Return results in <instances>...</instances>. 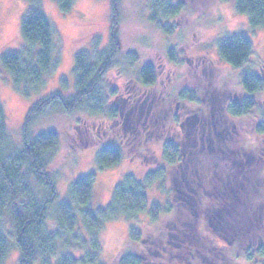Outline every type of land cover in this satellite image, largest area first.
Masks as SVG:
<instances>
[{"label": "rangeland", "instance_id": "obj_1", "mask_svg": "<svg viewBox=\"0 0 264 264\" xmlns=\"http://www.w3.org/2000/svg\"><path fill=\"white\" fill-rule=\"evenodd\" d=\"M172 1L181 2L185 10L168 22L172 30L168 35L149 21L147 0L120 1L118 67L108 72L106 80L108 89L115 91L109 107L116 108L120 115L114 122L84 110L60 113L51 108L32 121L28 132L30 137L45 131L58 135V146L50 154L48 166L55 178V204L73 205L70 184L87 173L95 176L92 210L103 209L114 186L128 174L144 185L146 212L131 220L120 215L105 222L99 231L100 264L113 262L125 246L131 227L141 230L143 237L150 231L153 224L148 214L153 204L172 208L169 216L162 215V231L169 230L185 240L193 233L199 239V228L200 238L206 242L200 243L203 249L196 253L200 264H252L243 259L242 253L254 255L264 247V136L258 138L254 131L258 123L264 122V90L252 95L255 106L242 118H230L227 107L247 96L240 85L243 73L251 72L264 79V31L250 28L247 17L235 11L232 0ZM38 4L52 29L55 68L43 74L41 85L27 88V94L26 82L16 89L12 76L0 64V105L6 113L9 137L18 147L22 145V128L32 105L53 92L74 94V56L95 53L109 43L110 0H75L67 13H61L54 0H39ZM26 8L24 0H0V57L18 54L23 66L37 53L36 49L27 50L19 33ZM233 34L248 37L252 45L248 62L240 70L226 65L217 50L218 43ZM129 53L137 58L132 66L125 61ZM143 65H150L155 73V82L149 89L143 88L139 80ZM184 89L195 92L200 107L179 101L177 96ZM143 97L152 100L148 118L145 106L137 116L138 104L130 100L136 98L139 103ZM174 115L182 129L171 132L186 139L187 166H174L161 181L146 184V172L156 169L161 158L159 126ZM83 124L92 129L93 137L95 127L105 130L110 136L107 141L120 147L122 158L117 165L97 169L96 155L104 144L70 147L69 140L79 141L76 134L84 131ZM199 133L204 138H198ZM47 224L54 227L53 211L49 212ZM180 228L183 233L176 234ZM178 244V251L172 250L169 261L188 251L181 247L183 243ZM231 254L239 256L237 263ZM17 256L10 248L4 264H15Z\"/></svg>", "mask_w": 264, "mask_h": 264}, {"label": "trees", "instance_id": "obj_2", "mask_svg": "<svg viewBox=\"0 0 264 264\" xmlns=\"http://www.w3.org/2000/svg\"><path fill=\"white\" fill-rule=\"evenodd\" d=\"M24 1L27 8L20 21L19 33L27 50L36 49L37 53L26 66L22 65L18 54L2 55L0 64L12 76L16 89L26 82L27 93L30 86L43 83V74L55 68V64L52 59V29L39 7V0ZM54 1L61 13H67L75 0ZM120 1L110 0L107 46L95 53L81 52L74 56L72 67L74 94L63 96L61 93L53 92L32 105L25 117L22 145L19 147L9 137L6 113L0 105V264H4L10 248L18 255L15 264H100L101 246L98 242V233L103 224L120 215L130 220L136 219L147 210L144 185L129 174L125 176L123 182L114 186L110 200L103 209L92 210L90 206L95 181L93 173H87L70 184L69 196L73 205L66 202L55 204L57 200L55 178L48 172V166L51 163L50 154L58 146V135L54 131H45L30 137L28 132L32 121L51 108L60 113L84 110L102 119L108 117L111 122L120 116L116 108L109 107L110 98L115 97V91L108 89L106 85L108 72L118 63L116 57L120 45L116 30ZM232 1L235 11L247 17L250 28H260L264 31V0ZM147 7L149 21L167 35L172 33L168 22L182 15L185 10L181 2L172 0H147ZM251 49L250 40L242 34L227 36L217 46L222 61L235 70L244 68ZM125 61L128 66H132L137 62L136 55L127 54ZM139 80L145 89L153 86L155 73L150 65H143L140 68ZM263 83L254 73H243L240 85L247 96L228 104L227 114L230 118L239 119L251 112L255 106L252 95L264 90ZM177 97L183 103L200 107L192 89H184ZM135 99L130 98L138 104L135 106L138 108L137 116L140 115L142 106H145L144 110L147 113L145 116L148 118L152 100L143 97L137 103ZM174 128L182 129L179 128L176 115L172 116L169 122L163 121L159 126L162 139L161 142L159 139L157 141L162 146L161 158L156 163L158 165L156 169L146 172V184L161 181L174 166L181 165L182 168L187 166V156L184 155L186 139L181 140V134L171 132ZM95 129L97 132L93 137L92 129L85 127L81 134H76L79 141L73 143L69 140V145L72 148H89L104 144L96 155L97 169L102 171L117 165L122 158V151L119 146L107 141L110 136H106L105 130ZM254 131L258 138L264 136V122L258 123ZM131 137L128 142H131ZM200 137L201 133L198 138ZM50 211L54 213L53 228L47 224ZM171 212V206L163 208L153 204L148 214L153 224L150 231L143 237L141 230L131 227L125 246L111 264H185V259L188 260L187 264L194 262L200 264L199 255L196 253L203 249L202 245L206 242L201 240L199 228V239H195L197 237L192 233L188 236L191 240L188 237L186 240L176 237L169 230L162 231L160 226L162 215L169 216ZM177 233H183L181 228ZM178 243H183L181 247L184 246L185 250L188 248L189 255L187 252L182 255L178 253L173 261H169L172 250L180 247ZM205 254L209 257V252L206 251ZM229 256L237 263L236 259H239V256L232 254ZM242 257L247 263L264 264V247L254 255L249 251L242 253Z\"/></svg>", "mask_w": 264, "mask_h": 264}, {"label": "flooded vegetation", "instance_id": "obj_3", "mask_svg": "<svg viewBox=\"0 0 264 264\" xmlns=\"http://www.w3.org/2000/svg\"><path fill=\"white\" fill-rule=\"evenodd\" d=\"M257 77V76H256ZM258 78V77H257ZM259 79V78H258ZM262 82H264V79H260ZM264 84V83H263Z\"/></svg>", "mask_w": 264, "mask_h": 264}]
</instances>
